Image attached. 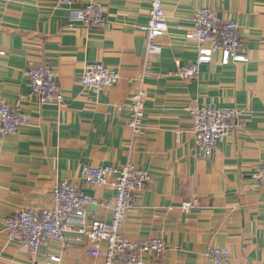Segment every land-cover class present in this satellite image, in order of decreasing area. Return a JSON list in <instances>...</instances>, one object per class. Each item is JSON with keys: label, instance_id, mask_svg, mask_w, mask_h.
Here are the masks:
<instances>
[{"label": "crops", "instance_id": "0c3cea01", "mask_svg": "<svg viewBox=\"0 0 264 264\" xmlns=\"http://www.w3.org/2000/svg\"><path fill=\"white\" fill-rule=\"evenodd\" d=\"M102 5L106 25L76 22L56 0H0V107L27 114L18 133L0 136V264H105L86 238L69 231L36 253L7 237L6 219L27 208L51 209L54 186L69 180L91 198L88 222H111L109 185L92 187L85 166L133 163L150 178L137 192L122 229L125 237L168 244L146 264H215L208 252L228 249L225 264H264V186L252 177L264 161V0H164L168 31L159 51L147 50L151 0H77ZM240 27L246 61L223 65L219 55L198 78L174 74L198 55L188 37L200 8ZM89 63L116 69L120 81L96 92L82 76ZM47 65L59 73L61 103L32 93L27 71ZM146 92L142 129L128 125L134 92ZM213 99L244 110L240 124L204 156L188 107ZM197 196L189 212L183 203Z\"/></svg>", "mask_w": 264, "mask_h": 264}, {"label": "built area", "instance_id": "2783aa9c", "mask_svg": "<svg viewBox=\"0 0 264 264\" xmlns=\"http://www.w3.org/2000/svg\"><path fill=\"white\" fill-rule=\"evenodd\" d=\"M58 5L70 8V16L84 26L96 29L106 25L102 5L90 2L81 8L74 5L77 0H56ZM169 28L164 0H151L149 19L146 26L147 50L159 51V39ZM188 37L197 42L198 55L195 61L180 66L174 74L183 79L198 78L201 67L210 64L219 55L223 65L246 61L244 42L240 27L234 18L222 19L212 8H200L193 19V30ZM32 93L43 103H61L62 88L59 73L47 65H38L27 71ZM119 72L105 63H89L82 76L83 86L92 91H102L120 81ZM146 92L140 87L132 97L128 125L134 132L142 129L146 113ZM194 119L193 135L204 156H210L217 145L230 135L244 116L238 107H219L215 99L203 105L188 107ZM29 122L27 114L7 104L0 107V136H9ZM84 182L92 187L109 185L115 190V198L107 207L113 212L111 222L93 220L88 222L92 200L76 184L61 180L54 186V205L51 209L27 207L9 216L7 237L18 240L23 247L36 253L42 243L55 239L65 241L67 233L74 231L79 238H86L95 249V254L105 259V264H146L148 259L162 258L168 249L162 238L136 241L122 233L128 213L134 206L137 192L149 180V174L129 162L124 165L85 166L82 171ZM252 177L264 186V161L252 173ZM199 205L194 196L183 203L189 212ZM208 255L215 264H225L228 249L213 247ZM60 259L55 264H60Z\"/></svg>", "mask_w": 264, "mask_h": 264}]
</instances>
